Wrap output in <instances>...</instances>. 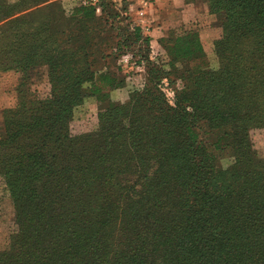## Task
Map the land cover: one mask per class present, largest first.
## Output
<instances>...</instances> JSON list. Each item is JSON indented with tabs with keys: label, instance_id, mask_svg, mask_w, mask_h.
Instances as JSON below:
<instances>
[{
	"label": "trees",
	"instance_id": "16d2710c",
	"mask_svg": "<svg viewBox=\"0 0 264 264\" xmlns=\"http://www.w3.org/2000/svg\"><path fill=\"white\" fill-rule=\"evenodd\" d=\"M97 1L99 15L96 4L77 8L70 17L47 8L41 14L33 12L7 24L0 34V71L24 74L35 67H46L51 70L48 104L57 106V101L74 99L82 92L89 72L87 58L97 48L90 39L102 31L98 16L106 29L118 36L115 52L133 50L139 39L125 1L120 6L113 0ZM202 1L216 18L214 26L222 30V38L214 48L221 70L215 74L201 71L207 60L197 33L191 32L167 36L172 43L163 48L173 60L171 74H176L177 62L187 65V73L197 75L191 83L195 90L199 84L200 88L217 85L211 86L218 93L214 113L224 110L230 115L228 125L219 123L223 127L218 132L222 137L228 134L247 139L249 127L245 123L257 120L264 108L263 98L254 96L257 87L261 93L264 91V79L257 74L260 47L241 43L264 28V0H218L216 4ZM38 2L0 0V23ZM14 64L25 65L17 68L11 66ZM96 65L97 61L90 62V66ZM197 66L201 67L198 74ZM23 82L17 87L18 110L2 111V117L9 118L0 133V179L12 204L16 231L7 249L0 251V264H264V158L259 157L257 162L259 172L242 180L236 173L238 167L225 172L223 176L228 175L230 185L222 191L207 192L197 181L192 186L177 183L184 180L180 170H167L173 174L167 177L159 175L172 152L183 151L181 156L194 146L216 151L225 147L218 141L202 142L201 137L195 140L190 124L182 131H165L166 138H173L177 148H171L165 139L159 141L162 130L160 126L156 128V123L163 124L159 116H164V124H168V117L178 118L181 113L165 106L156 85H149L139 94L129 110L111 109L102 115L96 139L82 136L79 140L71 139L65 130L67 108L46 113L41 109L37 114L41 117L30 119L29 125H12V116L29 113ZM116 86L111 74L104 73L95 81L94 93L112 91ZM67 89L71 95L65 94ZM210 98L209 95L203 101L210 104ZM145 99L149 101L152 120L142 126L144 119L136 111ZM61 121L63 128L59 129ZM113 129L117 133L110 136ZM208 129L203 137L212 132ZM216 138L220 139V135ZM79 151L85 153V160L79 161ZM249 154L258 155L251 150ZM67 158L70 161H62ZM95 163L136 167L137 176L143 180L140 192L135 186L128 187L127 179L123 185L108 182L114 176L110 170H106L109 175H95L91 167ZM145 169L154 170L156 178L147 179ZM117 176L126 177L124 173ZM92 180L102 183L92 190ZM240 181L242 186L238 185ZM116 223L118 233L112 230ZM198 233L199 242L193 238Z\"/></svg>",
	"mask_w": 264,
	"mask_h": 264
},
{
	"label": "rangeland",
	"instance_id": "374dc122",
	"mask_svg": "<svg viewBox=\"0 0 264 264\" xmlns=\"http://www.w3.org/2000/svg\"><path fill=\"white\" fill-rule=\"evenodd\" d=\"M211 2H215L216 4L218 0H211ZM204 4L207 7L208 14L213 16L209 13L210 9L207 3L204 2ZM98 5L99 4H96L94 6L95 12ZM73 8L72 3H67L65 9L67 13H69ZM97 20L99 21V29L102 31H99L100 33L98 32V35L90 39V42H94L97 45V48H95L94 53L89 54V57L87 58L88 61L86 64L89 65V72L84 78L85 84L82 85V92H78L74 99L57 101V106L48 104L51 91V84L49 82L51 70L46 67H35L24 72V74L19 71H6L7 74H11L12 76L17 75L16 77H19L18 81H29V86H27V97L29 100L25 101L27 102L26 104L29 113L12 116L10 120L13 121L12 125L15 127H20L24 124L29 125L30 119L33 120L41 117L40 115H37L40 114L41 109H43L42 112L46 113L51 110L63 111L67 108L69 119L66 122L65 130L67 131L68 136L71 137V139H79L82 136H92V139L93 137L96 139L97 135L100 134L102 115H105L111 109L129 110V108L138 101L139 94L148 90L149 85H156L165 106L167 108L176 109L181 113L178 118L168 117V120L166 121L168 124H164V116H159V121H163V124L156 123V128L158 129L160 126L159 129L162 130V136H160V139L158 137L159 141L165 139V143L170 145L171 148H177L173 138H166V135L164 134L165 131H182L187 124H190L193 126L191 132L193 133L195 140L198 137L197 139L199 141L201 137L202 142L206 141L208 144H211L218 141L220 145H224L225 147V149L221 148V150L216 151L215 149H212V147L202 148L194 146L187 150L185 154H181V156L180 153L183 151H180L177 154L172 152L160 167L159 175L167 177L170 174L167 170H173L175 172L180 170L179 173L184 175V180L177 183H186L187 185L192 186L193 182L197 181L199 186L202 187V185H204L205 190L209 192L215 189H218L217 191L227 189L228 185H230L228 182V175L223 176V174L231 170L233 167L239 168L236 170V173L239 174L241 180L244 176L250 177L251 174L259 172L260 167L257 162H259V157L264 158V108L259 111L257 120L250 118L251 120H248V123H245L249 127L246 131L247 139H237L233 136H228V134H226V137H222V134L218 132V129L221 130L223 126L220 127L219 123L228 125L226 120L230 115L226 114L224 110H221L219 114L214 113L216 111L214 97H217L218 93L216 90H211V86L217 85H207L205 88H200V84L197 82L199 85L197 86L198 89L195 90L191 87V83L195 81L197 75L187 73V65H182L180 63L177 65V62L174 63L176 74L175 72H173L175 75L173 73L171 74L173 60L163 48V45H170L172 43L166 40L167 36L157 39L156 37L149 35L147 27L142 29L140 26L138 27L134 24L135 29H138L136 35L139 38L136 43L137 46H135L133 50H130L131 52L118 53L115 52L117 45L119 44L118 36L106 29L102 23L101 16H98ZM215 22L213 24H215ZM262 29L264 30V28H259L257 36L246 37L247 40L243 39L241 44L245 47H248L249 45L254 48L257 46L260 47L259 57L256 56L257 74L264 79V32ZM217 30L218 32H216V34H210V36L204 34L202 37H199L197 34L196 37L202 44L207 60L206 67H200L202 69L201 71L207 70L214 74L221 70L218 57L214 52L215 44L222 38V30L219 27H217ZM189 39H195V37L189 36ZM161 40H163L162 43H160ZM228 58L230 59L232 56H228ZM95 61H97L98 65L90 66V62ZM200 68L197 66L195 68V73L198 74ZM104 73L111 74L115 84H118V86L112 91L103 89L100 90L99 93H94L95 81H98V76ZM155 73H157L158 76ZM153 78L155 79L154 81L152 80ZM151 80L156 82V84L153 82L151 83ZM20 83L21 82H18L17 87ZM120 83H122L121 86ZM261 85L264 87V83H261ZM57 86L58 83L54 84V87ZM65 94L71 95V90L67 89ZM79 95H81V98ZM209 95L211 97V103L206 104V101H203V99L207 98ZM254 96L255 98H263L261 102L264 107V91L261 93V90L257 87ZM17 97L18 94H16V99H9V97L2 99L0 101L2 111L15 110L20 107V101ZM69 105H72V107L69 108ZM234 105L238 106V103L233 104V106ZM136 112H139L137 113V116L140 117V119H144L142 126L151 123L152 115L150 114L148 100L145 99L142 101ZM162 115H164V113H162ZM8 118L9 116L2 117V115H0L1 129L4 127V121ZM186 119H188L189 122H186ZM63 122L64 121H61L59 123V129L63 128ZM207 128H210L208 131L212 132H209L207 136L205 135L203 137V133L207 131ZM116 133L117 131L113 129L110 130L109 135L115 136ZM218 135H220V139L216 138ZM247 145H249V147H247ZM250 150L257 153V157L250 155ZM79 154L82 156V159L80 158L79 161L86 159L84 152L79 151L77 155ZM151 155H153L152 152ZM182 155L185 157L183 160ZM68 159L70 158L62 159V161H70ZM156 159L158 161L157 157ZM87 160L88 162L94 161L90 159ZM91 167L94 169L95 175L97 176L102 173H107V175H109V172L106 170H110L111 173H114V176H110L111 178L108 179V182L115 185L116 181L123 185L124 183L127 184L125 181L127 179L129 183L127 186H135V189L140 192L139 185H141L143 180L137 176L138 172L136 167L132 168L131 164H125L124 168H118L117 166H114V163H112V165L95 163ZM145 170L147 173L146 175H148L147 179L156 178L154 170ZM181 171H184L185 173ZM122 173L125 174V178L120 176L116 177V175H122ZM219 173L221 174L219 175ZM141 175L143 174H140V176ZM246 180H248V178ZM174 181L176 180L174 179ZM101 183V181L92 180L90 187L94 190ZM238 185L242 186V182L240 181ZM138 196H140V194ZM243 197L246 198V196ZM201 199L206 201V198ZM112 230L118 233V223H116L115 228H112ZM15 231L16 227L14 225L12 204L5 191L3 181L0 179V251L7 249L9 238ZM193 238L199 242L200 234H194Z\"/></svg>",
	"mask_w": 264,
	"mask_h": 264
},
{
	"label": "crops",
	"instance_id": "0c3cea01",
	"mask_svg": "<svg viewBox=\"0 0 264 264\" xmlns=\"http://www.w3.org/2000/svg\"><path fill=\"white\" fill-rule=\"evenodd\" d=\"M37 1L39 2L34 7L28 8L1 22L0 34L6 30L7 24L15 22L16 19L23 18L33 12L41 14L47 8H51L57 15L62 13L65 17H70L77 8L91 5L90 0ZM67 3H72L74 7L69 13L65 9ZM126 6L127 14L133 24L138 27L140 26L142 29L147 27L149 35L157 39L170 34L179 35L195 32L199 37H202L204 34L210 36V34L218 32L217 27L213 24L216 19H214V16L208 14L207 7L202 0H154L153 4L148 7H144L141 0H133ZM96 14L98 15V13ZM21 65L14 64L11 66L19 68ZM16 76L0 71V101L6 99V97L16 99L17 84L22 81H18L19 77ZM23 83L26 84V88L29 86V81ZM1 108L2 105L0 103V115H2Z\"/></svg>",
	"mask_w": 264,
	"mask_h": 264
},
{
	"label": "built area",
	"instance_id": "2783aa9c",
	"mask_svg": "<svg viewBox=\"0 0 264 264\" xmlns=\"http://www.w3.org/2000/svg\"><path fill=\"white\" fill-rule=\"evenodd\" d=\"M113 1H114L118 6H120V5L123 3V1H125V2L128 4L129 2L131 3L133 0H113ZM153 1H154V0H141L142 5H143L144 7L151 6V5L153 4ZM97 2H98L97 0H90V4H91V5H95ZM96 12L99 13V9H98V8L96 9Z\"/></svg>",
	"mask_w": 264,
	"mask_h": 264
}]
</instances>
